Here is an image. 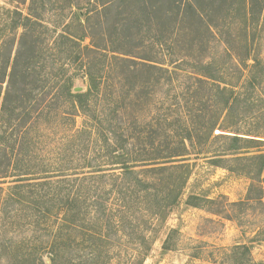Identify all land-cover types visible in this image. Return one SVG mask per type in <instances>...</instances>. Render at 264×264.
<instances>
[{
	"label": "trees",
	"instance_id": "trees-1",
	"mask_svg": "<svg viewBox=\"0 0 264 264\" xmlns=\"http://www.w3.org/2000/svg\"><path fill=\"white\" fill-rule=\"evenodd\" d=\"M73 1L71 7L78 8L75 12L77 20L85 26L86 18L91 35H74L68 29L58 35L54 45L65 51L68 68L73 64L84 68L87 90L77 91V78L67 68L65 73L61 70L64 80L59 79L61 74L57 73L47 81L52 88L46 94L43 80L39 77L41 66L35 64L33 51L30 49V54L27 52L29 49L23 48L22 44L10 72V59L5 60L6 63L2 62L0 85L9 79L2 112L8 113V124L14 125L20 121V127L26 129V134L32 130L33 115L41 120L53 113L62 119L64 125L71 122L76 124L77 118L82 115L87 122L82 129H68L70 140L76 142L88 136L94 143H100L102 137L108 155L100 154L101 165L96 166L90 152L83 155L82 150L76 152L71 149L72 153L63 162H59V158L56 162L53 157H44L36 160V166L32 168L24 165L27 160L22 157L23 149H35L32 141L19 140L20 150L15 152H11L13 147H2L0 144V167L4 165V159L6 166V159L11 154L9 164L11 161L14 164L11 177L15 178L6 192L0 187L1 216L25 221L27 227H33L38 239L29 252L23 251L27 249L23 246L17 248L11 241L5 247L4 254L9 264H110L114 260L112 254L115 257L112 251L118 250L127 252L129 258L126 264H144L155 243L152 235L160 231V228H165L164 222L181 202L191 176L188 162L192 154H195V148L200 147L199 154H205L203 148L209 140H223L224 149L218 158L212 160L213 163L222 167L224 157L231 156V160L239 164L248 162L245 168L249 169L255 162L256 176L259 178L257 182L263 183L264 152L261 149L264 147V137L243 136L237 132L231 134L226 125L235 112H246L255 104L264 103V55L253 50L256 39L251 37V28L261 33L264 27V0H87L88 5L96 2L101 7L91 10L98 18L96 27H91L92 14H84L78 4L74 6ZM133 5L140 7L130 18L131 24L138 31L146 27L145 23H149L152 28L154 24L170 28L173 23H180L181 27L197 26L201 28L200 31L212 34L213 30L219 29L213 20L211 22L213 14L229 17L228 13L232 9L237 12L242 35L235 42L238 45L236 50L226 47L229 64L223 66L217 61L203 63L199 70L200 76L197 77L199 82L211 86V111L207 113L200 106L193 109L188 107V112L183 113L185 120L179 119L184 134L175 135L166 131L164 136H156L157 130L151 128L144 134V122H133L130 125L122 119L125 105L117 106L115 96L105 92L108 88H112L114 93L117 91L121 80L115 83L112 74L121 64L132 73L138 69L149 72L165 70L170 73L168 69L154 65L156 61L151 59L155 58L149 55L142 57L137 52L143 40L136 39L133 27L128 28L126 40L120 42L132 44V48L123 50V45V48L113 47V40L117 37L113 27H120L118 23L127 20V11L123 9ZM207 6L210 12L205 13ZM140 10L144 16H140ZM20 21L25 36L29 34L27 30L30 24L38 23L31 16L21 15ZM139 21L140 24L135 23ZM227 29L223 28L221 32L228 33L232 39ZM35 36L32 34L31 38ZM87 38L91 39V43L83 46ZM139 40V45H133V41ZM227 42L231 46L230 41ZM90 54L96 57L92 58ZM136 56L142 62L132 59ZM111 59L114 63L110 62ZM227 69H233L239 74L237 80L229 76ZM13 92L25 104L21 116L14 118V108L10 106ZM49 94L54 99L47 112L42 105ZM107 98L111 102L107 103ZM63 109H69L70 112ZM209 115L211 122H207ZM132 127L139 134H133ZM169 127L174 128L173 124ZM128 132L131 136H128ZM41 137H37L38 142ZM247 149H258L260 152L254 156H239ZM62 163L67 164L58 168ZM109 165L116 168H110ZM4 169L9 171V165ZM7 173L0 172V185L2 180L10 178ZM192 199L198 200L196 197ZM251 200L253 198L233 206L245 207ZM257 201L264 205L263 188ZM188 205L198 206L189 202ZM131 251L136 255L135 260L130 258L128 252ZM239 255H244V258L241 260ZM230 259L232 264H254L247 246L233 247Z\"/></svg>",
	"mask_w": 264,
	"mask_h": 264
},
{
	"label": "rangeland",
	"instance_id": "rangeland-1",
	"mask_svg": "<svg viewBox=\"0 0 264 264\" xmlns=\"http://www.w3.org/2000/svg\"><path fill=\"white\" fill-rule=\"evenodd\" d=\"M73 2L74 6L78 4L84 14H92L91 27H96L98 18L91 10L101 9V7L96 2L88 5L87 0ZM133 6L123 9L127 11L125 15L127 20L118 23L121 25L120 27H113V33L117 35L113 40V47L123 48L121 46L123 45V50H130L132 44L126 45L120 42L126 40L128 28L133 27L132 32L137 37L136 39L143 40V45L137 49V52L142 57L149 55L155 58L151 59L157 62L153 64L168 69L170 73L165 70L149 72V70L140 69L136 73H132L128 69H124L121 64L115 68L112 74L115 83L118 84V79L121 80L117 91L114 93L112 88H108L109 90L105 89V92L108 91V95L115 96L114 101L117 102V106L125 105V108L122 109V119H125L130 125L133 122L135 124L144 122V126H142L144 134L150 128L157 130L156 136L159 134L164 136L166 131L173 132L175 135L184 134L185 131L181 128L179 119L185 120L183 113L188 112V107L193 109L200 106L207 113L211 111L210 106L213 104L211 86L199 82L197 77L200 76L199 70L202 69L203 63L217 61L223 66L229 64L230 59L227 57L226 47L227 49L233 47V50H236L238 45L235 42L242 35L238 25L237 12L232 9L228 13L229 17L225 14H213L211 22L213 20L219 29L213 30L212 34L200 31L201 28L199 29L197 26L181 27L180 23H173L170 28L158 24H154L152 28L149 23H145L146 27L138 31V28L131 24L130 18L134 11L140 7ZM77 9V7H71V0H0V72H2L3 63H6L5 60L8 59L11 62L8 65L10 66L9 72L11 71L16 54L24 44L23 48L29 49L27 52L31 54L33 51L35 64L41 66L42 73L39 77L43 80L42 86H45L43 89L45 93L51 90L52 86L48 85L47 81L55 74H61L58 77L64 80L63 73L67 71L69 63L66 60L65 51L54 45L55 39L68 29L74 35H91L87 28L90 24L86 18H84L85 26L77 20L75 16ZM208 12H210L209 6L205 13ZM21 15L31 16L38 22L30 24L31 26L27 30L29 37L24 35L26 32L20 27ZM140 16H144L141 10ZM137 17L138 14L134 20ZM135 23L140 24V21ZM69 26L70 28H68ZM223 28H228L232 39L229 38L228 33L221 32ZM32 34L36 36L31 38ZM131 37L129 36V38ZM251 37L256 39L253 50L257 54L264 55V27L261 33L251 28ZM157 40L159 41L156 42ZM227 40L230 41L231 46ZM90 43L91 39L87 38L83 46ZM132 43L139 45L140 40ZM90 55L92 58L96 57L95 54ZM132 59L142 62L138 56ZM110 62L113 60L111 59ZM68 69L77 78V87L86 91L87 81L83 73L84 68L79 64H73ZM227 71L229 76H233L232 79L237 80L239 74L235 70L227 69ZM8 82L7 78L5 83L0 85V144L2 147H13L11 152H15L20 150L19 140L32 141L35 144V149L30 151L27 148L23 149L22 157L27 160L24 163L26 167L35 168L36 160L39 161L44 157H53L55 161L59 158L61 160L59 162H63L73 149L76 152L82 150L83 155L90 152V157H94L93 164L101 165L99 164L100 154L108 155L102 137L100 143H94L88 136H84L76 142H72L69 138L68 129L84 128L87 121L82 115L77 118L76 124L71 122L66 125L62 119L57 117L58 115L55 116L53 113L39 119L40 121L36 119V115H33L32 130L29 134H26V129L20 127V121L14 125L8 124L9 115L2 112L3 102L8 93ZM53 99L52 94H49L46 101L43 102L42 106L47 109V112ZM109 99L107 98V103L111 102ZM24 105L19 95L13 92L10 98V106L14 108L13 118L21 116ZM17 106L19 108H15ZM63 110L70 112L69 109ZM207 118V122H211L210 115ZM170 124H173L174 128L169 127ZM226 126L230 128L228 130L231 134L237 132L243 136L247 134L264 137V103L255 104L246 112L245 110L235 112ZM131 131L133 134H139L138 130L133 127ZM216 134L218 133L216 132ZM128 136H131L130 132H128ZM37 137H41L39 142ZM224 146L223 140L211 139L203 148L205 154H199L200 147L195 148L193 151L195 154H192L188 162L191 176L181 202L164 222L165 228L162 230L160 228V231L152 235L155 243L144 264H232L230 254L233 252V247L239 245L249 248L254 264H264V205L257 201L261 195V188L264 189V177L263 183L257 182L259 178L256 176L255 162L249 169H246L245 165L248 162L239 164L232 161L231 156H228L224 157L222 167L214 164L212 160L218 158V154L224 149ZM261 150L264 152V147ZM243 152L239 156H254L260 151L247 149ZM10 156L8 160L6 159L9 171L4 169L6 168L5 159L4 165L0 167V172H4V174L8 172L7 174L10 176V178L2 180L3 183L0 185L5 192L15 179L11 177L14 174V164H11L12 161L9 164V160H12V155L10 154ZM29 156H31L30 160ZM65 164L67 163L59 164L58 168ZM68 168L71 167L68 166ZM192 197H196L198 200L192 199ZM250 198L253 200L249 201L245 207L233 206V204L247 202ZM188 202L198 206L192 207L188 205ZM24 222L10 219L7 216L2 217L0 213V264H9L4 249L8 243L11 244V241L17 248L21 246L27 248L23 251L28 252L37 242L33 227L30 225L27 227V223L24 224ZM173 230L175 232L170 234ZM112 253H115V257L112 254L111 257L114 260L110 264H126V260L129 258L127 252L115 250ZM128 253L131 255L130 258L135 260V253L132 251ZM240 256L242 260L244 255L238 257L240 258Z\"/></svg>",
	"mask_w": 264,
	"mask_h": 264
},
{
	"label": "water",
	"instance_id": "water-1",
	"mask_svg": "<svg viewBox=\"0 0 264 264\" xmlns=\"http://www.w3.org/2000/svg\"><path fill=\"white\" fill-rule=\"evenodd\" d=\"M77 91H80V88H78Z\"/></svg>",
	"mask_w": 264,
	"mask_h": 264
}]
</instances>
